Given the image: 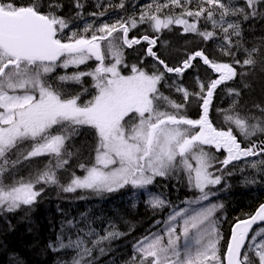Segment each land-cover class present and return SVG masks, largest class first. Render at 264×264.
I'll return each instance as SVG.
<instances>
[{
	"label": "snow or ice",
	"instance_id": "1",
	"mask_svg": "<svg viewBox=\"0 0 264 264\" xmlns=\"http://www.w3.org/2000/svg\"><path fill=\"white\" fill-rule=\"evenodd\" d=\"M193 2L163 0L161 3L153 0L141 11L139 20L128 17L112 24L101 23L95 28L88 24L83 32L91 31V35L72 32L71 36L64 37L62 33L69 24L58 14L60 4L50 0L47 4L49 11L43 12L39 0L26 5H19L15 0H0V211L11 213L22 206L30 207L43 190L35 189L36 184L59 183L52 167L38 172L34 179H12L11 169L21 158L53 156L58 169L68 163L67 157L71 155L65 142L78 132L80 126H87L94 130L97 140L95 163L90 167L81 164L85 174L73 175L69 184L61 185L64 192L82 189L111 193L127 185L144 189L153 183L155 177H165L182 169L188 176L189 185L201 194L187 202L189 207L170 213L162 232L145 236L135 244L136 255L128 264H264V227L253 229V225L264 222V204L249 218L236 221L223 251L220 248L223 235L215 218L216 211L223 205L203 206L204 201L215 195L206 189L221 183L222 177L210 171L217 162L227 167L243 157L264 154V140L252 141L242 148L233 134L237 130L250 141L258 134L264 136V120L251 114L241 116L235 111L240 90L229 88V94L236 99L229 109H218L224 112L225 123L230 125L227 130L214 127L209 119L210 105L218 86L240 77L243 87L249 88L244 78L258 64L264 71V44L250 49L245 47L241 22L227 19L232 16L248 21L264 17V11H261L264 0H245L244 6H236L231 0L227 3L224 0H195L192 8ZM75 6L78 9L83 7L79 0ZM118 6L123 8V2ZM170 8L181 11L179 14L160 15L164 9ZM98 15L103 16L104 13ZM185 17H192L193 22ZM201 19L210 23L213 30H201L198 27ZM145 23L157 33L170 29L173 24L182 26L183 33H193L204 41L213 39L215 30L219 29L223 34V44L219 47L223 55L231 57L232 62H217L199 50L184 59L180 66L172 67L153 51L159 37L145 35L143 39L149 45L147 55L155 61L153 67L156 71L149 73L133 65L131 75H122L118 69L122 63V52L109 38L120 32L123 43L131 47L140 40L128 39L130 28ZM232 37L238 39L233 41ZM103 41L108 43L102 50ZM240 52L245 54L242 61L237 59ZM106 53L112 56L114 63H105ZM93 58L98 62L94 70L58 78L61 82L79 84L83 76H90L95 93L87 103L79 102V93L67 95L59 86L53 87L48 83L47 76L55 68L79 67ZM196 58L219 75L207 84L197 77L199 92L190 93L182 86L177 87L185 101L194 97L201 102L199 118L189 119L179 115V109L184 105L169 100L160 92L158 85L166 73L182 75L193 66L191 62ZM161 100L177 111L161 110ZM253 107L264 116V105L255 104ZM25 142H30L28 150L20 151V145ZM209 149L223 150L226 156L220 160ZM13 150L19 152L15 160L9 156V153L15 155ZM258 163L264 166V159ZM251 166L256 168L257 162H252ZM216 171L222 172L223 168ZM6 180L11 182L6 183ZM148 203L159 208L166 202L151 197ZM195 204L202 206L192 208ZM250 231L253 232L251 236ZM85 235H92V232ZM120 235L119 232L107 231L92 242L93 248L87 247L84 239L79 237L75 241L69 239L67 244L61 239L58 248L53 250L76 249L72 264H90L87 257L92 256L95 247ZM258 237H261L259 241ZM249 240L251 242L246 243ZM100 251L103 253L104 249L101 247Z\"/></svg>",
	"mask_w": 264,
	"mask_h": 264
},
{
	"label": "trees",
	"instance_id": "2",
	"mask_svg": "<svg viewBox=\"0 0 264 264\" xmlns=\"http://www.w3.org/2000/svg\"><path fill=\"white\" fill-rule=\"evenodd\" d=\"M15 2L19 5H26L33 0H15ZM39 2L41 11L48 12L47 4L50 0H39ZM52 2L61 5L58 14L68 21L69 26L62 33V36L67 37L71 36L72 32H76L78 35H91V31L83 32L88 24L95 28L101 23L112 24L117 20H126L128 17H135L139 20L141 11L145 9L146 5L153 3V0H79L83 6L79 9L75 6L77 0H52ZM121 2L124 4L123 8L118 6ZM160 2L162 3L163 0ZM224 2L227 3L229 0H224ZM231 3L236 6H244L245 0H231ZM190 7H195V0ZM180 11L178 8L164 9L160 15L179 14ZM101 12L104 13L103 16L98 15ZM91 13H97V15H90ZM185 18L190 23L193 22L192 17ZM227 19L241 22L242 40L245 47L250 49L254 45L264 44V40H262L264 38V17L248 21H242L240 17L232 16ZM198 27L201 30H213L211 24L206 23L203 19L199 21ZM215 31L216 36L213 39L204 41L200 36L193 33H188L189 35L183 33L182 26L173 24L170 29H163L157 33L152 31L149 24L145 23L130 28L128 32L129 40H140V43L134 46L128 47L124 44L120 32L113 33V37L109 39L113 40V43L118 45L122 52V63L120 64L122 72H131L128 69L124 70V68H132L135 65L139 69L152 73L156 71V68L153 67L155 61L147 55L149 45L143 39L145 35L150 38L159 37L153 51H156L172 67L180 66L184 59L199 50H203L210 59L217 62L231 63V57L223 55L219 47L223 44V34L219 29ZM232 39L235 41L238 38L232 37ZM107 43L108 41L101 42L102 50L106 49ZM244 56L245 54L240 52L237 54V59L242 61ZM112 61H114L112 56L106 53L105 63L111 64ZM97 63L96 60L91 59L79 67L69 66L68 76L77 72L92 71ZM191 63L193 66L186 69L182 75L166 73L164 80L158 87L160 92L169 100L184 105L183 108L179 109V115L189 119H198L202 112L201 102L194 97H189L188 101H185L183 93L176 89L178 86H182L190 93L199 92L197 77L207 84L210 79L218 78L219 74L212 72L200 58H196ZM236 67L238 71H241L239 66ZM58 78L49 76V80H47L53 87L59 86L67 95L79 93L80 103H87L95 93L94 82L90 76H83L81 83L74 85L61 82ZM244 79L249 83V88H244L241 78L237 77L221 84L215 90L209 109V119L214 127L227 130L230 126L225 123L224 112L218 111V109H229L232 106V101L236 99L234 95L229 94V88H236L241 91L239 104L236 105L235 111L239 112L241 116L251 114L264 120V116L259 110L253 107L255 104L264 105V71L258 64ZM159 103L161 110L177 111L166 101L161 100ZM231 127L235 129L234 125ZM92 134L94 135L93 131ZM233 134L236 135L242 148L247 147L252 141L264 140V136L259 134L252 137L251 141L241 136L237 130H234ZM90 137V134L85 137L79 136V141H75L80 142L82 140L90 145L93 142L89 139ZM91 138L96 140L95 136ZM70 140L75 143L71 137L67 141ZM77 146L80 147V145ZM209 150L220 160L226 156L223 150L219 152L215 149ZM177 159L179 160V158ZM261 159H264V154L243 157L233 161L227 167H223L217 162L215 168L210 169L215 175L221 176L222 183L226 184V188L219 193V200L224 206L225 217L216 218L219 230L223 235L220 243L221 251L229 240L231 229L236 221L249 218L264 203V171L261 170L264 166L258 163ZM252 162H257L256 168L251 166ZM55 163L56 160H52L48 167L54 168L59 183L45 184L54 187L53 192L45 197V200L39 201L35 206L21 207L11 213L0 211V264H5V262L6 264H72V260L76 256V249L53 250L58 248L61 239L67 244L69 239L75 241L79 237L84 239L87 247L93 248L92 242L104 236L107 231L119 232L122 235L111 240H104L95 247L92 256L87 257L90 264H128L133 255H136L133 247L135 244L145 236L150 237L158 231L172 211L184 206L186 202L197 198L199 195V191L189 185L188 176L182 169L172 171L165 177H155L152 190L167 203V205L159 208H153L146 204L143 196L139 204H134L131 185L111 193H94L88 190L64 192L61 185L66 186L67 183H60ZM218 168H223V171H216ZM43 170L44 168H38L37 173ZM90 231L92 235H85ZM260 239L261 237L257 241ZM101 247L104 249L103 253L100 251Z\"/></svg>",
	"mask_w": 264,
	"mask_h": 264
},
{
	"label": "rangeland",
	"instance_id": "3",
	"mask_svg": "<svg viewBox=\"0 0 264 264\" xmlns=\"http://www.w3.org/2000/svg\"><path fill=\"white\" fill-rule=\"evenodd\" d=\"M186 35H189V34L186 33ZM114 62L115 61H112V63H114ZM68 69H69V67L68 68L57 67L53 70V72L48 74L47 79L49 80V76H51L52 78H57L60 76H65V75L68 76V73H67ZM118 69L120 70V72H122L121 71V65H118ZM127 69L131 71L132 68H127V67L124 68V70H127ZM126 73H128V72H126ZM126 73L123 72L122 75H131L132 74V73H129V74H126ZM66 83H70V85L75 84L74 82H71V81H68ZM79 128L81 131L78 130V132L75 135H78L80 137H85L88 134H90L91 137H94V135L92 134V131L94 132L93 129H91V128L88 129L87 126H80ZM75 135L71 136L72 140L74 139L75 143H72L71 140L65 142V147L67 148L68 152L71 153V155L67 157L68 163L64 164L62 167L57 169L58 177L60 178V183L69 184L71 179L73 178V175L83 176L85 173H84V170L81 169V167H80L81 164L85 165L86 167H90L95 163V150L94 149H95V145H96L97 140H94L90 137L89 139H91L93 142H91L90 145H88L87 144L88 142H83L82 140H80V142H76L79 140H78V137ZM29 143L30 142H25L24 144L20 145V151L28 150ZM77 145H80V147H78ZM13 152H15V155L13 153H9V156L12 160H15L16 157L19 155V152H16V150H13ZM52 160H56L55 157H53V156H40V157H33V158L28 159V160H24L21 158L20 162L15 166V168L11 169L12 179H23V180L34 179L35 176L37 175V169L38 168H41V169L44 168V170H45V168L50 165V162ZM5 175L8 176L9 173H6ZM10 182H11L10 180H6V183H10ZM152 186H153V183L151 185L146 186V188H144V189L133 188L131 186V189H133L134 204H139L142 201L141 200L142 196H143L144 202L146 204H148L149 206H151V205L148 203V201L151 197H156V198L161 199V197H159L156 193L153 192ZM41 188L43 190L41 191L40 195L36 199V202L32 206H35L41 200H45L46 199L45 197H48L50 195V193L53 192V190H54V187L46 186L45 184H36L35 185V189L38 190ZM225 188H226V184L222 183V181L219 185H216L214 187L209 186V188L206 189V191L210 190L211 192L215 193V195L210 196L208 201H204L203 206H206L209 204L223 205L222 202L219 200V193ZM79 190H82V189H77L76 191H79ZM200 195L201 194L199 192L198 197ZM195 199H193V200H195ZM193 200H191V201H193ZM165 205H167V203H165ZM201 206L202 205L195 204V205H192V208L198 209ZM23 207H29V206H22V208ZM186 207H189L187 202L184 206H182L176 210H183ZM222 216L225 217L224 206L218 208V210L215 213V218L222 217ZM168 217H167L166 221L168 220ZM165 222L162 225V227L160 229H158V231H156L155 233L162 232V230L165 227ZM178 231H179V229H178ZM259 238L260 237H258L257 239H259ZM220 243H221V241H220ZM220 248H221V246H220Z\"/></svg>",
	"mask_w": 264,
	"mask_h": 264
},
{
	"label": "water",
	"instance_id": "4",
	"mask_svg": "<svg viewBox=\"0 0 264 264\" xmlns=\"http://www.w3.org/2000/svg\"><path fill=\"white\" fill-rule=\"evenodd\" d=\"M262 226H264V222H258L257 224L253 225V229L257 230L258 228H260ZM252 234H253V232L250 231L249 236H251ZM246 243H249V241H246Z\"/></svg>",
	"mask_w": 264,
	"mask_h": 264
},
{
	"label": "bare ground",
	"instance_id": "5",
	"mask_svg": "<svg viewBox=\"0 0 264 264\" xmlns=\"http://www.w3.org/2000/svg\"><path fill=\"white\" fill-rule=\"evenodd\" d=\"M137 5H138V3H137ZM260 22H261V24H262V21L260 20ZM254 26V25H253ZM262 26V25H261ZM253 28V27H252ZM262 29V28H261ZM259 34V33H258ZM251 35V34H250ZM253 37H254V35H253ZM252 38V37H251ZM254 39V38H253ZM249 40H251V39H249ZM211 48H213L212 46H210ZM216 49V48H215ZM213 50H214V48H213ZM212 50V51H213ZM218 50V49H217ZM215 51V50H214ZM176 53H178V52H176ZM179 54V53H178ZM177 54V55H178ZM212 54H214V53H212ZM217 55V54H216ZM176 56V55H175ZM183 56V55H182ZM169 57V56H168ZM177 57V56H176ZM180 58V57H179ZM173 60V59H172ZM59 197V196H58ZM57 198V197H56ZM72 202V201H71ZM58 203V202H57ZM68 203V202H67ZM61 204V203H60ZM81 208V207H80ZM44 209V208H43ZM64 209V208H63ZM65 213V212H64ZM48 215V214H47ZM73 216V215H72ZM26 217V216H25ZM59 217V216H58ZM22 218V217H21ZM24 218V217H23ZM48 219V218H47ZM58 219V218H57ZM22 220V219H21ZM69 220V219H68ZM49 223V222H48ZM56 224H57V222H56ZM54 227V226H53ZM55 259V258H54ZM53 259V260H54ZM56 260V259H55ZM47 261V260H46ZM3 263V262H2ZM5 264H6V262H5Z\"/></svg>",
	"mask_w": 264,
	"mask_h": 264
},
{
	"label": "flooded vegetation",
	"instance_id": "6",
	"mask_svg": "<svg viewBox=\"0 0 264 264\" xmlns=\"http://www.w3.org/2000/svg\"><path fill=\"white\" fill-rule=\"evenodd\" d=\"M82 128V127H81ZM79 130H80V128H79ZM77 137H79L78 135H77Z\"/></svg>",
	"mask_w": 264,
	"mask_h": 264
}]
</instances>
